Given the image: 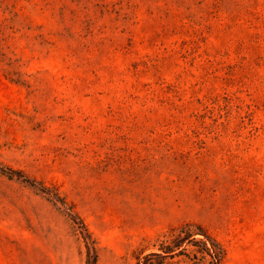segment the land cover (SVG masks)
Returning <instances> with one entry per match:
<instances>
[{"label":"rangeland","instance_id":"obj_1","mask_svg":"<svg viewBox=\"0 0 264 264\" xmlns=\"http://www.w3.org/2000/svg\"><path fill=\"white\" fill-rule=\"evenodd\" d=\"M139 263L264 264V0H0V264Z\"/></svg>","mask_w":264,"mask_h":264},{"label":"trees","instance_id":"obj_2","mask_svg":"<svg viewBox=\"0 0 264 264\" xmlns=\"http://www.w3.org/2000/svg\"><path fill=\"white\" fill-rule=\"evenodd\" d=\"M79 227H80L81 232L85 236H89V235H87L86 228L82 222L79 224ZM199 232H201V233H198V234L201 235L204 239L203 240L204 247L206 248L209 246V250L214 252L215 262H218L220 259V255H221V248L219 247V244L213 238H211L205 231H203L202 229H200ZM154 256L157 257V256H159V254H154ZM143 260H147V258H144ZM139 264H141V263H139ZM145 264H147V263H145Z\"/></svg>","mask_w":264,"mask_h":264}]
</instances>
